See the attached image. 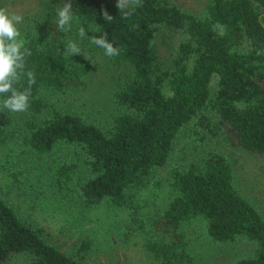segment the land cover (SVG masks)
<instances>
[{
	"label": "trees",
	"instance_id": "obj_1",
	"mask_svg": "<svg viewBox=\"0 0 264 264\" xmlns=\"http://www.w3.org/2000/svg\"><path fill=\"white\" fill-rule=\"evenodd\" d=\"M66 3L72 4L73 36L83 26L88 36L82 41L103 51L89 37L107 32L120 49L109 60L129 68L112 92L119 113L106 125L46 99L83 87L91 69L80 56L64 54L69 31L57 28V11ZM40 4L41 17L21 32L32 53L24 72H32L35 83L20 138L0 159L7 184H18L30 155L48 159L56 148L68 147L67 162L53 171L74 179V206L129 209L152 264H197L182 227L199 219L214 244L239 238L254 242L252 255L229 264H264V217L238 192L233 164L224 153L211 150L183 167H171V198L147 221L131 202L133 192L167 166L178 132L190 125L204 131V138L217 137L232 148L264 156V0H207L202 15L174 0H133L122 10L115 0ZM104 10L113 17L110 23L103 19ZM166 29L181 37L164 65L157 38ZM27 86L26 75L15 85L21 91ZM11 137L12 130L0 124V145ZM80 157L88 169L84 178L77 176ZM89 246L87 238L80 241V257ZM19 252L32 256L30 264H82L20 219L0 195V264Z\"/></svg>",
	"mask_w": 264,
	"mask_h": 264
},
{
	"label": "rangeland",
	"instance_id": "obj_2",
	"mask_svg": "<svg viewBox=\"0 0 264 264\" xmlns=\"http://www.w3.org/2000/svg\"><path fill=\"white\" fill-rule=\"evenodd\" d=\"M115 1L118 3V0ZM131 1L126 0V3ZM174 1L202 15L207 0ZM0 7L23 16V23L19 26L21 32L30 28L43 13L40 0H0ZM76 34V37L73 36L71 29L68 38L78 44L84 55L75 56H80L91 65L85 85L61 97L48 96L46 99L53 105L76 111L88 120L106 125L119 113L112 92L119 82L123 83L129 68L112 64L103 51L91 50L82 41L79 32ZM180 37L179 33L167 29L158 36L159 54L164 65L168 64ZM28 116L27 111L0 112V124L6 125L14 135L7 143L0 145V159L15 147ZM205 134L192 125L180 130L173 142L167 166L158 169L146 187L133 192L131 202L139 208L142 220L147 221L148 216L162 211L171 198L170 168L174 165L183 167L211 150L224 153L232 162L233 182L238 192L264 217V156L232 148L217 137L204 138ZM70 154L68 147H59L48 159L30 155L24 163V173L17 185L7 184L0 171V195L7 198L20 219L31 223L50 243L81 260L82 264H152L143 247V236L136 231L131 221L129 209H113L102 205L82 210L80 206H74V179H64L53 171L55 165H61L64 161L66 163V155ZM75 162L78 166L77 176L84 178L88 169L83 158ZM88 230L95 236L88 237ZM182 231L189 239L197 264H229L254 252V242L245 238H239L232 244L212 243L200 219L183 224ZM84 238L90 243L89 251L80 257L77 249ZM31 258L29 253L19 252L5 264H30Z\"/></svg>",
	"mask_w": 264,
	"mask_h": 264
},
{
	"label": "clouds",
	"instance_id": "obj_3",
	"mask_svg": "<svg viewBox=\"0 0 264 264\" xmlns=\"http://www.w3.org/2000/svg\"><path fill=\"white\" fill-rule=\"evenodd\" d=\"M117 8L122 10L126 6V0H118ZM103 19L110 23L113 17L104 10ZM131 15V12L126 13ZM57 28L61 31H71L74 15L72 4L66 3L57 11ZM23 23V16L10 12L5 7H0V95L4 98L0 100V112H24L30 107V98L32 96L31 87L35 83L34 74L27 72L25 74L26 57L31 56V50L27 47L26 40L22 37L20 25ZM261 24L264 25V17L261 18ZM79 36L84 38L88 36L85 27L79 28ZM92 45L102 49L107 57H115L120 54V49L108 40V33L102 36L89 37ZM65 55H84L78 44L69 40L65 45ZM28 78V86L22 91L15 85L21 82L23 76Z\"/></svg>",
	"mask_w": 264,
	"mask_h": 264
},
{
	"label": "crops",
	"instance_id": "obj_4",
	"mask_svg": "<svg viewBox=\"0 0 264 264\" xmlns=\"http://www.w3.org/2000/svg\"><path fill=\"white\" fill-rule=\"evenodd\" d=\"M8 201V200H7ZM9 203V202H8ZM10 204V203H9ZM10 206H11V204H10ZM12 207V206H11ZM13 208V207H12ZM14 209V208H13ZM14 211L16 212V210L14 209Z\"/></svg>",
	"mask_w": 264,
	"mask_h": 264
}]
</instances>
